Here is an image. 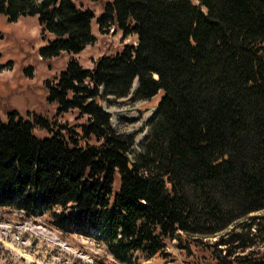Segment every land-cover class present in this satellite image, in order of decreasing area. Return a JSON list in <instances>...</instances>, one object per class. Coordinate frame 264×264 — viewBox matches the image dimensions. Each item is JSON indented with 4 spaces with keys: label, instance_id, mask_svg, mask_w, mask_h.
Returning a JSON list of instances; mask_svg holds the SVG:
<instances>
[{
    "label": "trees",
    "instance_id": "trees-1",
    "mask_svg": "<svg viewBox=\"0 0 264 264\" xmlns=\"http://www.w3.org/2000/svg\"><path fill=\"white\" fill-rule=\"evenodd\" d=\"M90 1L99 17L74 0H0L11 23L38 18L43 60L94 45L95 19L101 33L138 37L91 69L72 57L45 83L57 116L87 117L80 132L33 112L0 120V207L50 215L122 263L167 257L178 240L217 264H264V0ZM136 79L137 100L163 96L132 160L135 136L112 126L103 102Z\"/></svg>",
    "mask_w": 264,
    "mask_h": 264
},
{
    "label": "rangeland",
    "instance_id": "rangeland-1",
    "mask_svg": "<svg viewBox=\"0 0 264 264\" xmlns=\"http://www.w3.org/2000/svg\"><path fill=\"white\" fill-rule=\"evenodd\" d=\"M74 1L93 10L96 17L102 13L101 7L90 0ZM92 28L97 37L94 45L78 55L63 54L43 60L39 49L45 43L38 18L24 17L11 23L0 15V88L5 93L0 94L1 121L7 122L8 112L12 110H18L25 118L33 112L80 132V126L87 117L78 111L57 116V106L47 101L45 83H54L72 57L84 68L91 69L100 57L114 56L127 44L136 45L138 42L137 36L124 37L116 28L101 33L96 19ZM135 83L127 97H109L103 102L104 109L111 114L112 126L120 133L135 136L132 160L149 141L151 126L163 96V92H159L150 101L137 100L138 82ZM35 135L41 139L50 137V133L43 129H36ZM118 190L117 178L115 192ZM217 238L208 242H215ZM166 242L167 257L149 258L136 253L132 254L131 263H122L114 259L106 245L97 238L58 231L50 215L27 217L23 212L0 207V264H217L207 250L192 247L188 252L180 248L178 240Z\"/></svg>",
    "mask_w": 264,
    "mask_h": 264
},
{
    "label": "crops",
    "instance_id": "crops-1",
    "mask_svg": "<svg viewBox=\"0 0 264 264\" xmlns=\"http://www.w3.org/2000/svg\"><path fill=\"white\" fill-rule=\"evenodd\" d=\"M0 94L2 95H5V93L3 92V90H1V88H0Z\"/></svg>",
    "mask_w": 264,
    "mask_h": 264
},
{
    "label": "water",
    "instance_id": "water-1",
    "mask_svg": "<svg viewBox=\"0 0 264 264\" xmlns=\"http://www.w3.org/2000/svg\"><path fill=\"white\" fill-rule=\"evenodd\" d=\"M136 81L138 82V79H137ZM136 91H138V86H137V88H136Z\"/></svg>",
    "mask_w": 264,
    "mask_h": 264
},
{
    "label": "bare ground",
    "instance_id": "bare-ground-1",
    "mask_svg": "<svg viewBox=\"0 0 264 264\" xmlns=\"http://www.w3.org/2000/svg\"><path fill=\"white\" fill-rule=\"evenodd\" d=\"M136 82V81H135ZM136 84V83H135Z\"/></svg>",
    "mask_w": 264,
    "mask_h": 264
}]
</instances>
